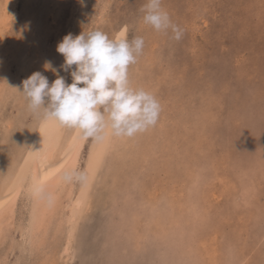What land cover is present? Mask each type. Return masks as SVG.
Here are the masks:
<instances>
[{"label": "rangeland", "instance_id": "374dc122", "mask_svg": "<svg viewBox=\"0 0 264 264\" xmlns=\"http://www.w3.org/2000/svg\"><path fill=\"white\" fill-rule=\"evenodd\" d=\"M13 1L15 5L12 9L16 15L10 20L0 42V46L4 42L1 46L3 49L0 47V54H2L0 57L7 60L10 65L7 74L11 83L16 79L19 56L25 55L26 57L27 54L28 58L25 59L30 61L33 73L41 72L47 77L49 84L56 79V75L50 70H45L46 62H51L61 76L60 54L56 51V46L69 33L75 36L81 32L100 30L106 33L109 38H118L124 34L129 41L136 37H143L145 41L143 52L137 58L135 66L132 65L129 68L130 80L133 79L131 84L133 87L150 91L156 96L161 105L157 122L160 121V117L164 120L160 127L156 124L153 126L155 134L152 136L151 142L154 144L152 143L153 146L149 151L155 156L150 160L153 159L152 162L155 166L152 164L154 166L152 168L156 171L152 169L153 174L148 179L150 181L148 182L140 172L134 170L130 173L125 169L121 175L128 179L126 182L124 179L121 180V188L126 187L124 184H129L131 187L132 196L128 203L136 205L137 200L145 195L146 190L153 189L159 204H161L164 199L161 198L162 196H166L165 200H173V195L176 197L181 194L188 195V188L193 187L194 183L198 184L196 188L198 186L197 190L199 191L194 196L200 195L199 197H201L202 192L206 190L216 199L221 191L220 181L227 177L235 185H238L230 193L233 194L235 191L239 193L241 188L245 189L246 179L240 177L241 179L238 178L240 183L236 184L237 182L234 180L237 177L234 174L226 176L227 172H224V169L228 166V162L242 167L251 164L258 165L256 173L263 174L255 179L258 184L254 182L253 195L250 196L252 203L241 202V206H236L231 199H236L237 196L232 195V197L228 193L222 198L220 197L221 199L219 197L217 199L218 203L224 202L223 205H220L222 208L218 207L220 212L217 207H214L217 212L215 209L208 210L209 215H207L210 218L207 217L209 225L206 223V226L209 229L205 227L206 233L213 234L216 229H219L218 233H216L217 230L215 232L216 238L211 236L212 241L211 239L210 241L214 246L208 247V252L215 251L218 255L216 257L210 254L216 258V263L207 258L203 264H229L230 261L234 264H264V0H162V7L168 12L172 22L183 30L182 39L179 41L172 38L171 31L157 32L144 23L141 9L146 0H83L82 3L81 0ZM37 5L38 7H36ZM46 5L47 7H45ZM102 5L106 6L103 10L104 14L102 13L101 20L94 24L93 20L97 12H102L99 10ZM41 14H45L44 16L48 14V16L46 18ZM37 23L43 24V28H46L41 29L42 26L37 28ZM27 36L36 40L38 48H32L29 45L30 49L28 50L25 40ZM10 42H13L14 45ZM72 70L73 67L68 71L65 79L66 84L72 82L70 75ZM4 74L2 73L0 77ZM17 98H11L5 102V108L2 110L4 116H0V136H5V127L1 128V120L6 121L5 118L14 121L13 131L18 134L21 133L18 132L19 128L22 130L23 127L25 130L29 129V125H32V130L36 125L39 117L28 109L23 94L21 93L19 100H15ZM188 142L189 144H187ZM10 143L12 144V142ZM88 143L89 139L81 152L79 172L84 166ZM11 144H9L10 148L4 149L6 155H9L8 152H12ZM5 160L2 162L0 158V165L7 166L9 159ZM215 163H219L220 168ZM143 164L148 167L149 160ZM260 164L263 165L260 166ZM188 166L191 167L190 169L193 168L191 172H188L190 170ZM214 169L218 170V174L223 175V177L219 175L221 180L215 178L212 173ZM77 177L74 178V184H78L77 182L80 181ZM198 177L200 178L198 179ZM229 179L227 178V181L230 184ZM197 180H200L199 183ZM146 182L150 188L145 186ZM141 186H143L142 189ZM101 192V194L95 195V199L98 201L92 203L91 208L83 214L76 226L74 245L70 256L57 255L59 264L181 263V260L175 256L177 253L174 251L175 249L172 250V246L175 245L169 244L167 240L163 244L162 239H159L160 241L157 239V241L156 238H145L143 240L145 248L140 246L141 248L134 252L130 246L128 252L121 253L120 250L123 247L121 241L125 227L115 224L107 217L112 210L108 208V212L104 211L102 203L107 200L105 199L107 193L106 190ZM157 194L161 197H157ZM18 203L15 223L0 240V256H3L4 250L13 246V250L7 252L8 264H26V257L20 250L21 237L17 227L24 215L21 201ZM170 207H173V204L168 203L167 205L166 203V205L159 206L161 211H164L162 213L164 217H166L165 214H168L167 211H170ZM69 208H71L70 203L64 210L66 216L70 212ZM176 210L177 212L174 213L183 215L181 216L183 222L180 224L188 229V209L178 208ZM171 219L174 220L173 216ZM108 221H111V225ZM162 221H165L162 225L166 226L171 220L166 217L161 218ZM122 229L124 230L121 231ZM202 232V234L205 233ZM128 237H124L123 242H126L127 239L130 241ZM115 240L118 245L122 243L121 247L119 245L117 253L111 252ZM155 250L158 252L156 253ZM232 251L239 254L238 258H242L243 263L234 261L233 254L231 255Z\"/></svg>", "mask_w": 264, "mask_h": 264}, {"label": "bare ground", "instance_id": "6f19581e", "mask_svg": "<svg viewBox=\"0 0 264 264\" xmlns=\"http://www.w3.org/2000/svg\"><path fill=\"white\" fill-rule=\"evenodd\" d=\"M55 1L56 0H53V2ZM32 2H34V0ZM14 5L15 4L13 0H0V42L3 37V34L5 33L7 29V26L10 24V20L12 19L13 16L16 15L12 9ZM36 7H38V5ZM45 7H47V5ZM105 7L106 6L102 5L101 8L99 9V10H102V12L100 11L97 12L96 17L93 20V22H95L94 24H96L97 22L101 20V17L104 14L103 10L105 9ZM39 8H38V11H40L41 9ZM56 10H59V9H56ZM41 15L44 16L45 14L44 15L41 14ZM46 16H48V14ZM46 21L48 22V20ZM46 21L44 22L46 23ZM46 24L48 25V23ZM36 26L37 28L41 26H42L41 29L43 28V24L37 23ZM25 40H26V45L28 44L27 45L28 50L30 49L29 45H31L32 48H36V47L38 48V46L36 45V40H34L33 37L27 36ZM3 43H1V46ZM10 43L13 44V42H10ZM19 51L21 50L19 49ZM27 55L26 57L28 58ZM14 57H15V54H14ZM26 57L25 55L21 57L19 56L18 59L20 60L17 61L19 65L18 72L15 76L16 77L15 82L13 81L12 83L10 82L11 80L8 79L9 75L7 74L10 65L8 64L7 60L5 61L0 57V75L2 73H5L4 76L2 75L3 77L2 76L0 77V116L1 117L4 116L2 113V110L5 108V105H6L5 102L9 101L11 98H17V97L19 98V96L21 95V92H18L17 90L22 89V81L27 79L30 76V74L33 73L32 66H30L29 64L30 61L26 60L27 59ZM59 59H60L59 65L61 66L63 64V56L61 54H60ZM74 67L75 66H73V70H74ZM68 71H64L61 69V76L64 77V79H66L68 75ZM4 77L7 78L8 80L5 81ZM132 80H130L131 83H132ZM18 98L15 100H19ZM20 102H22V99H20ZM5 119L6 121L1 120V123H2L1 128H3L2 126L5 127V131H4L5 136L4 135L0 136V158L2 162L5 159L6 160L9 159V160L7 161L8 162L7 166L0 165V240L2 236H4L5 232L6 231L9 232L10 227L13 225V223H15L14 221L16 219L15 217L16 206L17 204H19L18 202L21 201L22 211H23L24 216L20 220V223L17 227H18L20 237H21L20 250L26 257V260H25L26 264H59V261L57 262L59 258L57 255L61 256V254H64L67 257H69L71 254V250L73 249V245H74L73 241L75 237L76 226L78 225L80 219L83 217V214H85L91 208L92 203L97 200L95 199V195L97 196V194H101L102 193L101 191L103 190H106V193H107L106 198H105L107 200L104 203H102L104 205L103 209L104 211L106 210L107 212H108V208L112 210V212L108 213L109 215L107 214L108 215L107 217L110 220H112L115 224H120V226L125 227L124 228L125 232L123 231L124 229L121 230L124 233L123 240L121 239L122 240L121 242L123 243V247H121L122 243L121 245L119 244L121 247V250H120L121 253L128 252L130 250V246H131V249H133L134 252H136L138 251L139 248H141L140 246L144 247L143 240L145 238H152V239L156 238V240L162 239L163 244H165L167 240L169 244L175 245V246H172V250L175 249L174 251L177 252L175 256L176 258H178V260H181V263L178 262L180 264H203L205 259L207 258L211 259L214 263L217 262L216 258L211 256L213 255L217 257L218 255L217 252L210 251L211 253H209L208 247L214 246V244H212L211 242L212 241L211 236H214V238H216L217 235L215 234V232L217 230L216 233H218L219 229H216L215 232H213L212 234L211 232L206 233L205 227L208 228L206 225L207 224L209 225L208 219L210 217L208 216L209 215L208 210H211V209L214 210L216 207L218 209V207L220 205H223L224 203L221 201H220L221 203H218L217 201L218 197L222 198V196H225L228 193L232 192L235 189L234 188L235 186H238V185H235V183H233L229 179V177L227 178L232 182L231 183L229 181L230 184L228 183L227 178L220 181L221 191H220V195L218 194L219 196H217L216 199L214 198L213 195L211 194L209 195V193H207L206 190L202 192L201 197H199L200 195L198 197L197 195L194 196L197 192H199L197 190L198 186L196 188V185H198L197 183H194L195 185H193V187L190 186L188 188V195L186 196L184 194H181V196H177V197L173 195L172 196L173 200L171 199L165 200L166 196L161 197V195H159L161 198H164L161 204H165V205L166 203L167 205L168 203L173 204V207H170L171 208L170 211H167L168 214H165L166 217L171 221L168 222V225L163 226L162 224L165 221L161 222V218H166V217H164V215L162 214L164 213V211L162 212L161 208H159L161 204H159V200H157L155 196L156 194H154L153 189H151L152 191L149 189L148 191L146 190L145 195L142 198L137 200V204L131 205L130 203H128V200L132 196L130 193L131 192L130 185L124 184V186L126 185V187L124 189L121 188L122 187L121 180L124 179V182L128 180L127 177L126 178L121 177L125 169L130 173L132 172V170L140 172L141 175H143L147 179V181L149 177L153 174L152 169L154 168L155 164H153L152 162L153 159L150 160L151 158L155 157L150 152L154 144L153 142H151L152 136L155 134L153 131V127H151L148 131L144 133L138 134L134 138L115 137L111 135L109 130L106 129L103 140L97 141L95 139H91V140L89 139L88 151L86 154L85 161L83 162L84 166H82L81 168L82 172H81V169L79 172V161L81 157V152H83L82 150L87 140L80 138L75 130L68 129L66 131L65 127L60 126L54 120L44 119L42 117H39L36 121V125L33 126L32 130H31L32 125H29V129L27 128L25 130L23 127H22V130H20V128L18 127L19 128L18 132L25 134V135L23 134L21 135V133L18 134L13 131L12 125L14 121L8 118H5ZM163 120L164 118L161 119L160 117V121L157 122L156 125H159L160 127L163 124L162 123ZM11 131H13V133H10ZM10 142H12L13 145ZM195 143L197 142L195 141ZM9 144H11L12 146V152L10 151L11 153L8 152L9 155H6L4 153V149L10 148ZM187 144H189V142ZM196 149H197V146H196ZM4 154H5V157H4ZM195 155H198V154H195ZM226 156L228 157L227 154ZM148 160L150 163L148 164V167L150 166L149 168L145 167L143 164V162L145 161L147 162ZM211 160L209 161V163L211 162ZM231 163H232V160H231ZM218 164H216L217 167H219ZM262 165L260 164V166ZM225 168L226 169H224V172H227L225 173L226 176L227 175L229 176V174H234L237 177L236 180L233 179L234 182H237L236 184L240 183L239 182L240 180H238V178L242 177L246 179L244 182L245 189L241 188L239 193L236 191L233 194L230 193L231 196L232 195L237 196V197L235 196L236 199L234 198L231 200L234 201L236 206L240 205L241 202H244L245 204L252 203L250 196L253 195V189L255 187V186L253 187V185H255L254 182H257L255 179L259 178V175L263 174V173H259V174L256 173L258 172L256 170L258 168V165L253 166V164H251V165L242 167L238 165L229 164L228 162V166ZM192 169L188 170V172H191ZM217 172L218 170H215V169L212 170V173L215 175V178L217 177L219 179L220 176L223 177L222 174H218ZM181 174L183 175V173ZM69 175H72L73 178L67 179L66 177H68ZM79 175H81L83 179H80V181L77 182L78 184H74V178ZM199 178L200 177H198V179ZM221 179L222 178H220L219 180ZM119 181H120V185H119ZM256 184H258V182ZM145 186L150 188L147 182ZM142 187L143 186H141L140 188L142 189ZM167 189L169 190V188ZM162 194H166V193H162ZM159 196L157 194V197ZM120 201L122 202L120 203ZM69 203L71 205V208H69L70 212L66 216L64 214V210L67 204ZM220 207L222 208V206ZM178 208L188 209V212H189V214L187 213L188 214V221H187L188 229L184 227L183 224L182 225L180 224L181 222H183L181 220L182 219L181 216L183 215L179 213H174V212H177L176 209ZM217 209H215V211ZM220 211L221 210H219V212ZM211 213L213 214V212ZM171 215L173 216L174 220L171 219L172 218ZM110 222L111 221H108V223L111 225ZM108 228H109V225H108ZM202 231H204L205 233L202 234L203 233ZM106 235H109V234H106ZM127 236H129L128 238H130V241H128L127 239L126 242H123L125 240L124 237L127 238ZM114 243L116 244V240ZM115 244L112 245L113 250L111 249V252L117 253L120 247L118 243L116 244L117 246ZM147 249H148V246H147ZM9 250H13V246H10L8 247L7 250H4L3 256H0V264H8L6 257H7V252ZM111 252L110 254H112ZM157 252L158 251H156V253ZM163 254L165 255V253ZM231 255L234 261H240L241 263H243L241 260L242 258H238L239 256L238 253L235 254L232 251ZM157 256L159 257V255ZM168 261L170 260L168 259ZM230 262L229 264H234Z\"/></svg>", "mask_w": 264, "mask_h": 264}, {"label": "clouds", "instance_id": "9594fccd", "mask_svg": "<svg viewBox=\"0 0 264 264\" xmlns=\"http://www.w3.org/2000/svg\"><path fill=\"white\" fill-rule=\"evenodd\" d=\"M141 11L146 25L157 32L171 31L177 41L182 39L183 30L172 22L162 0H146ZM144 46L143 37L129 41L124 34L109 38L100 30L76 36L69 33L56 51L63 56L62 70L75 66L70 72L72 83L66 84L51 62H46L45 70L52 71L56 79L49 84L41 72H34L17 91L34 115L75 130L84 140H103L106 129L115 137L134 138L155 126L161 111L154 94L133 87L130 81L129 68Z\"/></svg>", "mask_w": 264, "mask_h": 264}]
</instances>
